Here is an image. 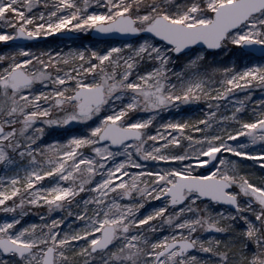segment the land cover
Wrapping results in <instances>:
<instances>
[{
    "label": "snow or ice",
    "instance_id": "obj_1",
    "mask_svg": "<svg viewBox=\"0 0 264 264\" xmlns=\"http://www.w3.org/2000/svg\"><path fill=\"white\" fill-rule=\"evenodd\" d=\"M0 42V264H264V0H0Z\"/></svg>",
    "mask_w": 264,
    "mask_h": 264
},
{
    "label": "rangeland",
    "instance_id": "obj_2",
    "mask_svg": "<svg viewBox=\"0 0 264 264\" xmlns=\"http://www.w3.org/2000/svg\"><path fill=\"white\" fill-rule=\"evenodd\" d=\"M64 32V31H62ZM77 36L73 39H65V38H60L56 33L52 34L51 36L48 37H40L38 39L39 43H32V42H26L30 47L34 48H39L41 50H47V49H52L54 51H64L67 52L69 49H84L88 47H96V48H104L105 46H109L113 43H116L118 41H96V40H89V32H76V31H70ZM0 50H5L4 42H0ZM230 54V57H232L231 61L236 62L239 58V54H233L230 52H225V53H219L217 52L216 58L220 61L225 55ZM244 62H247V58H245ZM242 95V93L240 94ZM261 98H264V93L262 95L258 94L257 99L259 100ZM203 109L200 111L195 112V115H200ZM172 114L176 116H184L187 118L190 115H193V112H181L177 113L176 110H172ZM161 116L164 119H167L169 116V113H161ZM75 127V126H73ZM56 135H59L58 133ZM47 180V178H46ZM84 195V194H82ZM46 211V208L43 206L37 207L33 211H30L29 214L25 217V221H37L38 216L37 213H43ZM62 214L60 213L59 210L57 212L52 213V215H58ZM6 215H11V214H5V213H0V219L4 218Z\"/></svg>",
    "mask_w": 264,
    "mask_h": 264
},
{
    "label": "water",
    "instance_id": "obj_3",
    "mask_svg": "<svg viewBox=\"0 0 264 264\" xmlns=\"http://www.w3.org/2000/svg\"><path fill=\"white\" fill-rule=\"evenodd\" d=\"M58 36L62 37V38H66V39H71L73 37L76 36V34L68 31V32H60V33H56ZM90 37L96 39V40H110V39H114V40H119L118 37H113L111 35L108 34H103V33H98L96 31H90ZM37 40L40 38H36ZM26 42H31V41H25Z\"/></svg>",
    "mask_w": 264,
    "mask_h": 264
},
{
    "label": "trees",
    "instance_id": "obj_4",
    "mask_svg": "<svg viewBox=\"0 0 264 264\" xmlns=\"http://www.w3.org/2000/svg\"><path fill=\"white\" fill-rule=\"evenodd\" d=\"M231 59H232V57H230V54H228V55H225V57H223L220 61L222 63H224V64H228V63L232 62ZM236 62H240L239 61V58H238V60H236ZM258 94H260V95L263 94L262 91H261V89H256L255 90V92H254V99H257V95ZM242 95H243V93H242Z\"/></svg>",
    "mask_w": 264,
    "mask_h": 264
}]
</instances>
